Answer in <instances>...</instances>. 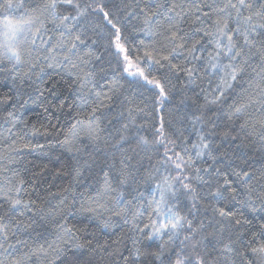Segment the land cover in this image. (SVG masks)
<instances>
[{
	"label": "trees",
	"instance_id": "trees-1",
	"mask_svg": "<svg viewBox=\"0 0 264 264\" xmlns=\"http://www.w3.org/2000/svg\"><path fill=\"white\" fill-rule=\"evenodd\" d=\"M22 2L25 9L32 13L33 8L42 6L46 0ZM80 2L84 3L85 0ZM86 2L105 5L109 18L120 29L125 47L130 52L135 51L141 55L140 66L145 75L149 79L158 80L165 87L166 96L162 98L159 89L143 77L123 71V58L117 55L115 47L110 43L115 40V29L98 11H90L80 22L84 33L82 38L86 40L87 46H79V54L83 55L91 50L99 57L93 58L90 64L85 66L76 61L78 67L72 68L71 65L62 63V57L66 53L59 50L52 54L54 58L50 60L42 59L46 53L41 51L39 58L32 59V63L38 65L32 70L27 63L18 70H13L10 62L0 61V221L7 223L10 231L15 232V236L10 234L8 240L14 247L5 251V244L4 248H0V261L3 264H15L16 261H20V264H124L121 257L128 258L131 237L135 232L130 225L113 216L112 211H106L96 202H104L97 197V191L103 185L104 172L109 173L113 187L129 199V193L135 195L132 189L139 188L150 200L149 189L154 185L143 183L142 178L153 167L158 156L151 149L138 146L137 137L151 139L154 127L159 126L161 117L165 127L174 130L173 138L182 133L185 139L196 143L197 133L202 130L200 124L192 127V113L196 111L197 105L204 103L205 93L201 89L212 91L218 78L212 73L204 74L201 69L202 78L195 84H190L184 73L171 71L166 61L156 64L147 60L142 53L159 48L163 36L161 29L155 25L151 26L150 31L142 30L146 26L143 24V16L136 8L138 0ZM163 2L183 5L188 12L185 17L188 22L181 23V28L188 33V37L203 39L202 34L193 36L191 22L197 20L198 16L202 18V13L196 11L197 5L210 3L211 0ZM251 2L257 5L260 0ZM140 3L143 7L145 3L154 5L157 0H140ZM134 10L135 14L129 15ZM57 11L74 14L70 8L61 7ZM24 15V11L16 10L9 13V18L16 21ZM3 19L4 16L0 14V21ZM159 23L166 24V21L161 18ZM197 24L208 29L210 21L201 23L197 20ZM2 26L0 23V45L3 44ZM48 27L51 29L50 23ZM48 34L53 35L51 31ZM55 35L58 36V33ZM46 40L47 37L42 36L37 39V45L43 47V41ZM162 54L168 55L166 51ZM181 60L182 57L177 55L173 63H180ZM253 63L258 67L257 61ZM188 66L196 69L201 67L199 62ZM81 69L94 72L95 91L110 97H101L104 99V106L96 112L98 139H90L85 134L88 120L99 101L87 88H80L77 75ZM25 72L28 73L27 76L23 75ZM250 75L251 69L243 79L238 77L233 82L232 89L227 90L220 101L211 106V110H205L206 117L214 119L218 126L213 135V142L217 145L213 155L217 157V161L213 163L205 157L197 162V167L249 172L264 169V143L260 135L264 132V103L256 105L240 120H230L226 115L229 106L238 99L236 94L244 93ZM114 82L118 86L115 90H110ZM77 120H83L85 125L83 128L78 126L79 138L66 144V139H71L70 129ZM246 121L247 127L242 129L241 125ZM124 124L129 125L127 132L122 131ZM92 127L95 129L96 126ZM203 130L207 131L206 128ZM122 134L128 139L118 144ZM158 151L162 153L163 148ZM125 154L132 157L130 165L135 173V180L130 179L128 184L121 186L116 176L121 167L119 161ZM149 156L152 157L151 161ZM229 179L233 181L232 187L237 190L236 200L231 204L234 215L227 219L216 217L215 220L219 221L216 227L227 234L240 230L250 245L242 250L246 260L252 264H261V255L252 253L251 249L264 243V235H261L264 232V212H251L244 204L248 198L247 193L236 182L235 177L230 176ZM21 180L22 185L19 184ZM255 185L256 180H253L250 186ZM199 191L203 193L206 189ZM115 196V192L111 193V197ZM13 199L29 204L30 209L19 206L13 208ZM210 200L208 197L203 203L207 204ZM88 208L96 211L89 212ZM108 208L123 210L116 205L114 199L109 200ZM147 215L145 213L142 217L145 222ZM195 216L200 220L213 219L211 208H201L195 212ZM108 217H111L114 226L104 228L102 221ZM235 219H239L241 225H235ZM18 223L29 227L17 229L15 226ZM60 224L71 228L77 241L84 247H66L59 257L48 249V244L61 234ZM164 240L167 241V237ZM17 241H26V244ZM2 242L0 238V243ZM160 243L157 238L150 242V247L148 241L142 247L145 251L155 252ZM41 246L43 251L40 250ZM171 247L168 243L164 244L165 251ZM235 261L240 264V257L236 256Z\"/></svg>",
	"mask_w": 264,
	"mask_h": 264
},
{
	"label": "snow or ice",
	"instance_id": "snow-or-ice-1",
	"mask_svg": "<svg viewBox=\"0 0 264 264\" xmlns=\"http://www.w3.org/2000/svg\"><path fill=\"white\" fill-rule=\"evenodd\" d=\"M61 7L70 8L74 14L58 13L57 10ZM136 8L143 16V24L146 26L142 30L150 31L151 26L155 25L161 29L163 36V40L159 42V48L142 53L147 60L156 64H160L162 60L166 61L171 71L177 74L184 73L190 84H195L202 78L201 69L204 74L212 73L218 79L212 91L201 89L205 93L204 103L197 105L196 111L192 113V127L195 128L197 124L202 127V130L197 133L196 143L185 139L182 133L179 137L173 138L174 130L165 127L162 117L159 119V126L154 127L151 139L145 136L137 137L138 146L142 145L145 149H151L158 156L153 167L142 178L143 183L154 185L149 189L150 200L139 188L132 189L135 195L129 193L131 196L129 199L123 192L113 187L109 173L104 172L103 185L97 191V197L104 202H96L106 211H112L113 216L122 220L124 224L130 225L135 232V235L131 237L128 258L125 259L123 256L121 258L124 264H141L142 258L143 264H236L235 257L239 256L240 264H252L251 261L246 260L242 252L250 246L243 233L237 230L227 234L216 227L219 221L215 218L227 219L234 215L231 204L236 200L237 190L232 187L233 181L229 179L230 176L235 177L236 182L247 193L245 206L251 212H264V169L260 172L235 169L222 171L215 167H197V162L205 157L213 163L217 161V157L213 155V152L217 150L213 135L218 126L214 119L206 117L205 110H211V106L217 104L227 90L232 89L233 82L238 77L243 79L245 75H248L249 69L252 70V75L249 76L247 87L244 93L236 94L238 99L229 106L226 115L230 120L233 118L240 120L256 105L264 103V0H260L257 5H253L251 0H220V2L211 0L210 3L203 2L197 5V13H202V18L198 16L197 20L201 23L210 21L208 29L199 26L197 20L191 22L193 36L202 34L203 39L188 37V33L181 28V23L188 22L185 19L188 12L181 4L157 0L154 5L145 3L141 7L138 0ZM16 10L24 11L25 15L14 21L9 18V13ZM90 11H98L115 29V40L110 43L115 47L117 55L123 58V71L143 77L145 81L155 85L159 89L160 96L164 98L165 87L155 78L149 79V76L145 75L144 69L140 66L141 55L135 51L130 52L125 47L121 40L120 29L109 18V12L105 11L103 3H88L86 0L84 3L80 0H46L42 6L33 8L32 13H29L22 0H0V14L4 16L0 23L3 25L5 37L4 43L0 45V61L10 62L13 70H18L27 63L32 70L38 66L32 63V59L39 58L41 51L46 53L42 59L50 60L54 58L52 54L59 50L66 53L62 57V63L69 64L72 68L78 67L76 61L85 66L90 64L93 58L99 57H96L91 50L83 55L79 54V46H87L86 40L82 38L84 33L80 22ZM134 14L135 10L129 13V15ZM161 18L166 21V24L159 23ZM49 23L51 29L48 27ZM50 31L53 35L48 34ZM56 33L58 36L55 35ZM42 36L47 37V40L43 41V47L37 45V39ZM210 46L211 50H209ZM165 51L168 55L162 54ZM177 55L181 56L182 60L180 63H173ZM254 61L258 62V67L254 65ZM194 62L200 63V69L188 66ZM49 66L52 65L49 64ZM23 75L27 76L28 73L25 72ZM77 80L80 82L81 89L87 88L99 101L85 129V134L90 139H98L99 124L96 112L104 106V99L101 97H110L95 91L94 72L81 69ZM117 86L114 82L110 90H115ZM197 112L200 114L198 115ZM84 125L83 120H77L70 129L71 139H66L65 143L70 144L71 140L78 139L80 130L78 126L83 128ZM93 125L96 126L95 129ZM128 127V124H124L122 131L127 132ZM246 127L247 121L241 125L242 129ZM204 128L207 131H204ZM260 135L264 143V132ZM127 139L128 137L122 134L118 144H122ZM159 148H163L162 153L158 151ZM148 158L151 161L152 157ZM131 160L132 157L125 154L119 161L121 167L116 180L121 186L128 184L130 179L135 180V173L130 165ZM79 174L77 169V175ZM253 180H256V185L250 186ZM19 184L22 185L23 181H19ZM199 189H206V191L202 193ZM16 191L19 194V188ZM113 192L116 193L115 197H111ZM208 197L211 200L207 204L203 203ZM111 199H114L116 205L123 210L109 209L108 203ZM11 206L30 209V205L20 199L11 200ZM201 208H211L213 219L196 218L195 212ZM87 210L96 211L94 208ZM145 213H148L147 222L142 219ZM233 223L241 225L239 219H235ZM112 226L114 225L111 223V217L102 221V227ZM15 227L27 228L29 225L18 223ZM59 228L61 234L48 244V249L57 257L66 247H84L66 224H60ZM10 234L15 236V232L10 231L8 224L0 221V238L3 241L0 243V248H4L7 244L5 251L14 247L8 243ZM261 235H264V232ZM164 237H167V241ZM157 238L161 241L158 250L145 251L142 247L144 242L148 241L150 247V242ZM17 243L26 244V241H17ZM165 243L172 246L168 251L164 249ZM40 250H44L43 246ZM251 251L260 254L261 264H264V243H259V246L252 248ZM0 264L3 262L0 261ZM15 264H20V261H16Z\"/></svg>",
	"mask_w": 264,
	"mask_h": 264
},
{
	"label": "rangeland",
	"instance_id": "rangeland-1",
	"mask_svg": "<svg viewBox=\"0 0 264 264\" xmlns=\"http://www.w3.org/2000/svg\"><path fill=\"white\" fill-rule=\"evenodd\" d=\"M1 36H2L3 43H4L5 37L3 35V26L1 27Z\"/></svg>",
	"mask_w": 264,
	"mask_h": 264
}]
</instances>
